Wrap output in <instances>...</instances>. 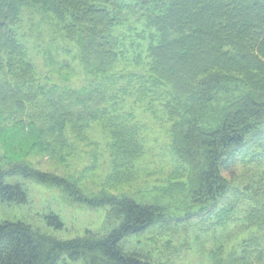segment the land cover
Returning <instances> with one entry per match:
<instances>
[{"label": "trees", "instance_id": "16d2710c", "mask_svg": "<svg viewBox=\"0 0 264 264\" xmlns=\"http://www.w3.org/2000/svg\"><path fill=\"white\" fill-rule=\"evenodd\" d=\"M25 9L57 21L76 44L86 74L104 81L120 65L117 31L132 20L144 21L154 32L149 73L155 87L171 91L167 107L175 120V147L189 172L183 198L192 207L217 206L230 215L242 209L246 229L256 231L230 256L221 250L216 255L221 264H264V0H0L2 148L15 153L13 141L21 131L59 154L69 148L68 126L82 134L105 119L116 133H124L120 147L133 159L140 143L133 130L111 116L125 106L128 91L122 98L105 87L30 84L24 90L10 84L33 73L16 31ZM17 176L57 187L72 203L106 209L105 233L87 230L83 237L61 240L22 221L3 222L0 264H59L63 256L85 264H160L128 251L125 242L164 219L162 204L107 190L88 195L74 181L7 157L0 160L2 203H28L23 184L6 181ZM47 220L56 229L64 226L54 214Z\"/></svg>", "mask_w": 264, "mask_h": 264}, {"label": "rangeland", "instance_id": "374dc122", "mask_svg": "<svg viewBox=\"0 0 264 264\" xmlns=\"http://www.w3.org/2000/svg\"><path fill=\"white\" fill-rule=\"evenodd\" d=\"M42 14L25 9L16 26L19 41L25 47V60L32 65L33 73L25 82L12 78L10 84L24 90L30 84L31 88L51 85L75 90L105 87L109 94L122 98L121 93L128 91L125 106L118 107L111 116L116 123L133 130L140 143L139 156L129 159L120 147V135L124 133H116L107 120L101 119L82 134L68 126L65 135L69 148L59 154L44 150L35 135L31 134L35 140L32 142L26 137L29 135L18 131L13 141L16 155L0 145V160L5 162L7 157L65 177L88 195L107 190L158 202L166 209L164 219L146 234L129 238L125 242L128 251H138L160 264H221L216 255L219 250L230 256L231 249H237L256 230L246 229L242 209L230 215L217 206L192 207L184 200L189 172L175 147V120L167 107L171 91L155 87L149 73V38L154 32L147 30L144 21L132 20L121 27L117 31L120 65L104 81L86 74L76 44L65 37L57 21ZM6 181L23 184L28 203L0 201V224L22 221L61 240L83 237L87 230L104 232L106 209L72 203L59 188L22 176L8 177ZM229 208L232 210V205ZM52 214L61 219L62 229L48 224ZM59 264L85 262L63 256Z\"/></svg>", "mask_w": 264, "mask_h": 264}]
</instances>
